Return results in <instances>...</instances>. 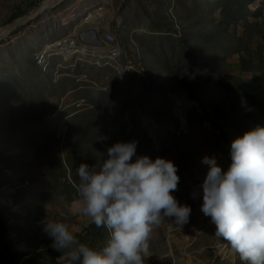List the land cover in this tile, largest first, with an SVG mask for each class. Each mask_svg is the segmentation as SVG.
I'll return each instance as SVG.
<instances>
[{
    "label": "rangeland",
    "instance_id": "rangeland-1",
    "mask_svg": "<svg viewBox=\"0 0 264 264\" xmlns=\"http://www.w3.org/2000/svg\"><path fill=\"white\" fill-rule=\"evenodd\" d=\"M46 1L0 0V29ZM85 24L100 28L104 57L57 54L49 70L38 65L44 49ZM256 125L264 126V0L53 2L0 33V264H68L47 221L101 248L108 234L79 212L76 169L133 140L132 162L177 165L173 195L192 209L182 228L167 218L153 226L144 264H244L192 193L208 171L202 158L227 171L231 142Z\"/></svg>",
    "mask_w": 264,
    "mask_h": 264
},
{
    "label": "clouds",
    "instance_id": "clouds-1",
    "mask_svg": "<svg viewBox=\"0 0 264 264\" xmlns=\"http://www.w3.org/2000/svg\"><path fill=\"white\" fill-rule=\"evenodd\" d=\"M136 141H117L106 158L76 169L80 214L107 231L99 249L77 239L68 224L47 221L51 247L66 254L68 264H144L153 226L167 218L182 228L191 207L173 195L178 167L171 160L137 157ZM231 163L222 171L215 157L205 156L208 171L193 191L200 211L215 225L244 264H264V126L256 125L230 146Z\"/></svg>",
    "mask_w": 264,
    "mask_h": 264
},
{
    "label": "bare ground",
    "instance_id": "bare-ground-1",
    "mask_svg": "<svg viewBox=\"0 0 264 264\" xmlns=\"http://www.w3.org/2000/svg\"><path fill=\"white\" fill-rule=\"evenodd\" d=\"M52 3H53V0H47L44 6L51 5ZM98 20L96 21L97 23H99ZM11 27L12 26L10 25L6 29H0V33L3 32L5 35H7ZM74 39L75 41H73ZM104 45L108 46L106 45V43ZM64 47H66V49H64ZM95 47L99 48V46H95ZM88 49H89V46L81 45L76 36L68 35L66 37L55 40L51 45H49L46 49H44L38 55L37 63L41 68L47 71L51 67L52 56L61 54L66 59L72 60L73 58L78 57V55L85 54Z\"/></svg>",
    "mask_w": 264,
    "mask_h": 264
},
{
    "label": "water",
    "instance_id": "water-1",
    "mask_svg": "<svg viewBox=\"0 0 264 264\" xmlns=\"http://www.w3.org/2000/svg\"><path fill=\"white\" fill-rule=\"evenodd\" d=\"M56 1H60V0H53V2H56ZM47 6H49V5H46V6L42 5L36 11L22 16L15 23H13L11 25L12 26L11 29L13 27L17 26L18 24H20V22L25 18H32V17L38 16L45 8H47ZM77 38H78L81 45H86V46H102V45H104V41L99 37L97 30L93 29V28L83 29V30L78 31Z\"/></svg>",
    "mask_w": 264,
    "mask_h": 264
},
{
    "label": "crops",
    "instance_id": "crops-1",
    "mask_svg": "<svg viewBox=\"0 0 264 264\" xmlns=\"http://www.w3.org/2000/svg\"><path fill=\"white\" fill-rule=\"evenodd\" d=\"M103 10V7H99V10ZM96 10V9H95ZM96 11H98V10H96ZM89 28H93V29H96L97 30V32H98V35H99V37L102 39V40H104V35L102 36L101 34H100V31H99V29H98V27H95V25H92V24H85V25H80V26H78L77 28H76V30H74V33L73 34H77L78 33V31H80V30H83V29H89ZM72 36V35H71ZM73 36H76L77 37V35H73ZM51 42V41H50ZM89 49H90V52L88 53V54H82V55H78V57H104V54H102V52H103V50H101L100 48H98V47H95V46H89ZM78 60H85V58H79ZM90 62H91V60H90ZM68 64H70V63H72V62H67ZM72 66V65H71ZM70 66V67H71Z\"/></svg>",
    "mask_w": 264,
    "mask_h": 264
},
{
    "label": "built area",
    "instance_id": "built-area-1",
    "mask_svg": "<svg viewBox=\"0 0 264 264\" xmlns=\"http://www.w3.org/2000/svg\"><path fill=\"white\" fill-rule=\"evenodd\" d=\"M96 12H97V11H94L92 16H94V14H95ZM73 41H75V39H74ZM64 49H66V47H64ZM115 53H118V54L121 55V52H115ZM35 60H37V59H35Z\"/></svg>",
    "mask_w": 264,
    "mask_h": 264
}]
</instances>
